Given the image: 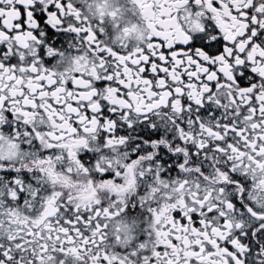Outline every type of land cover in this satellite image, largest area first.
Returning <instances> with one entry per match:
<instances>
[{
    "label": "snow or ice",
    "instance_id": "snow-or-ice-1",
    "mask_svg": "<svg viewBox=\"0 0 264 264\" xmlns=\"http://www.w3.org/2000/svg\"><path fill=\"white\" fill-rule=\"evenodd\" d=\"M0 264H264V0H0Z\"/></svg>",
    "mask_w": 264,
    "mask_h": 264
}]
</instances>
